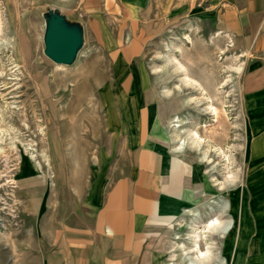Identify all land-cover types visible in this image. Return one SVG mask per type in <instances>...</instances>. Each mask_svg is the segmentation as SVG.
<instances>
[{
    "label": "rangeland",
    "instance_id": "1",
    "mask_svg": "<svg viewBox=\"0 0 264 264\" xmlns=\"http://www.w3.org/2000/svg\"><path fill=\"white\" fill-rule=\"evenodd\" d=\"M220 7L221 0H0V264H45L63 223L88 222L134 173L144 110L168 114L165 141L203 191L199 229L214 214L209 202L220 200L240 228L236 242L234 231L201 233V249L211 244L227 264H264V48L242 54L219 28ZM50 10L83 29L70 65L45 55ZM213 107L225 112V127ZM177 116L202 138L200 149L190 141L177 150ZM190 217L170 227L167 264H185L175 236L193 246Z\"/></svg>",
    "mask_w": 264,
    "mask_h": 264
},
{
    "label": "crops",
    "instance_id": "2",
    "mask_svg": "<svg viewBox=\"0 0 264 264\" xmlns=\"http://www.w3.org/2000/svg\"><path fill=\"white\" fill-rule=\"evenodd\" d=\"M218 13L220 30L242 54L264 48V0H221ZM118 49L111 48L115 61L122 56ZM167 117L162 111L159 118L141 111L134 173L111 188L88 222L74 224L69 218L63 223L45 264H167L170 227L203 198L202 189L189 182L192 168L165 141L171 136Z\"/></svg>",
    "mask_w": 264,
    "mask_h": 264
},
{
    "label": "bare ground",
    "instance_id": "3",
    "mask_svg": "<svg viewBox=\"0 0 264 264\" xmlns=\"http://www.w3.org/2000/svg\"><path fill=\"white\" fill-rule=\"evenodd\" d=\"M166 59H167L168 63L171 62V63L177 64V65H180L179 66L180 68L183 66V65H181V63L176 61L175 58L171 57L170 59H168V58H166ZM182 79L184 80L185 83L190 81V77L188 75H186L185 78H182ZM197 83H195V84H197ZM197 85H199V83ZM191 100L192 99L185 100L184 103L185 104L189 103V102H191ZM213 106H214V104H213ZM211 111L212 110H210V112ZM220 111H222V110H220ZM220 111H218V108L213 107V113L212 114H214L216 116L217 120L215 119V121L218 122L219 120H221V123L224 126L225 118L223 115L225 112L224 113L221 112L222 113L221 114ZM186 124H187L186 120H184L183 118H181L179 116H177V118L173 121L172 126L177 128V131H178L177 139H176V142L178 144L177 150H182L190 141L192 143H195L197 149H200L201 143L203 142L201 140L202 138L200 140H198L200 138L198 133L193 132V131L185 128ZM223 129L225 131V128H223ZM215 132H217V130H215ZM199 157H200L199 158L200 161H205L207 156L202 155ZM226 178H227V182L228 181L232 182V180H233V176H230V175ZM227 205H228V201H223V200L209 202V209L211 210V213H214V214L211 218L208 219L207 223L204 225V229H205L204 232L214 233L216 235H219L220 237L226 238L232 231H234V241L236 242L240 239V233H239L240 228L237 229V232H236V229L234 226V224H235L234 218L231 215H229V216L225 215V213L228 211V209L231 212V209ZM215 207L219 208V210H218L219 212H216V210L214 211ZM187 212H188V215H191L190 218L192 219L190 222V226H189L190 228L188 227L189 229H191L190 233L188 234V239H190L193 242V246L190 248H186L184 246V244L180 245V243L178 242V240H180V235L175 236V238L178 239L177 243H175L176 248L177 249H179V247L183 248L181 260L185 261V264H207L210 262L213 264H227V260L223 256H221L222 258L220 259V255L218 253L214 252L211 244L208 245L206 248L201 249V245H200L199 241L201 240V237H200L201 233H204L202 231V229H199L200 226L198 224L200 222L201 214L197 210L196 207H190ZM197 219H199V221ZM235 255H237V252ZM173 264H179V263L173 262Z\"/></svg>",
    "mask_w": 264,
    "mask_h": 264
},
{
    "label": "water",
    "instance_id": "4",
    "mask_svg": "<svg viewBox=\"0 0 264 264\" xmlns=\"http://www.w3.org/2000/svg\"><path fill=\"white\" fill-rule=\"evenodd\" d=\"M46 19L45 55L59 65L72 64L83 44L82 27L71 24L59 10L48 11Z\"/></svg>",
    "mask_w": 264,
    "mask_h": 264
}]
</instances>
